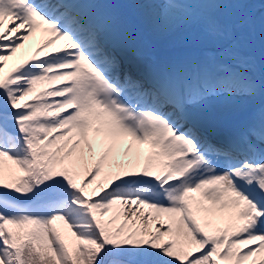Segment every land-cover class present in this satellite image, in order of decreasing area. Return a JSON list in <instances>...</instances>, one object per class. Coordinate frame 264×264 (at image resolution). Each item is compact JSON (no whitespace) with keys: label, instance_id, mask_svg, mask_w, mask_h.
I'll use <instances>...</instances> for the list:
<instances>
[{"label":"snow or ice","instance_id":"snow-or-ice-1","mask_svg":"<svg viewBox=\"0 0 264 264\" xmlns=\"http://www.w3.org/2000/svg\"><path fill=\"white\" fill-rule=\"evenodd\" d=\"M138 6L230 48L161 64L108 0H0V264H264V107L208 131L264 97V0Z\"/></svg>","mask_w":264,"mask_h":264},{"label":"rangeland","instance_id":"rangeland-1","mask_svg":"<svg viewBox=\"0 0 264 264\" xmlns=\"http://www.w3.org/2000/svg\"><path fill=\"white\" fill-rule=\"evenodd\" d=\"M141 3V1L139 2V1H137V2H135V5H136V7L138 8V9H141L138 5ZM143 10V13H145L146 14V17L148 18V15H149V12L147 11V10H145V9H142ZM241 10H238V9H231V8H225V9H221V10H219V12H222L223 14H224V16H227V17H232V16H234L236 13H238V12H240ZM251 11H254V10H251ZM255 12V11H254ZM151 14H155V11H153V12H151ZM149 20V19H148ZM150 21V20H149ZM191 25H193L194 26V28L191 30L192 32L193 31H199V26L201 25V22H192L191 23ZM185 29V27L183 26V27H181V26H179V29H177V30H161V29H157L156 28V30H158V32H159V34L160 35H162V37H165L164 36V34H168L167 35V38H172L174 35L173 34H177V31L179 30V32L180 31H183ZM172 36V37H171ZM195 36H200V34L199 33H197V34H195ZM230 48V46H228V45H226V46H224L223 48H218L217 49V51H218V56L221 54V53H224V51L223 50H227V49H229ZM204 55V54H203ZM216 56V55H215ZM204 57V61L205 60H207L209 57H212V55L211 54H207V55H204L203 56ZM225 62H230V60L227 58V57H225ZM243 99V101H242V104L241 105H239V107H241V106H243V107H241V109H234L231 105H228V104H226V103H224V102H219V106H220V108L225 112V113H228V115H232L235 111H236V113H240L241 115L242 114H247V115H249V108H248V105H250V104H253V100L252 99H247V98H242ZM247 100V101H246ZM244 106H245V109H242V108H244ZM211 107H212V105H211ZM225 109V110H224Z\"/></svg>","mask_w":264,"mask_h":264},{"label":"bare ground","instance_id":"bare-ground-1","mask_svg":"<svg viewBox=\"0 0 264 264\" xmlns=\"http://www.w3.org/2000/svg\"><path fill=\"white\" fill-rule=\"evenodd\" d=\"M127 3H131L134 0H123ZM156 11V10H151V12ZM156 62L161 63V64H166L167 62L163 59H157ZM9 66H11V62H9ZM254 100L256 101L257 105H258V110L257 113L259 112V110L261 109V107H264V103L262 102V97L257 96L256 98H254ZM241 99H238L236 102H234V104H240ZM212 115H209V119H208V129L211 131H216L217 134V138H214L216 140H220L222 139L225 135H227L228 133H230L231 131H233L235 128H233V126L228 125V126H224V125H217L216 121H213V118L211 117Z\"/></svg>","mask_w":264,"mask_h":264}]
</instances>
